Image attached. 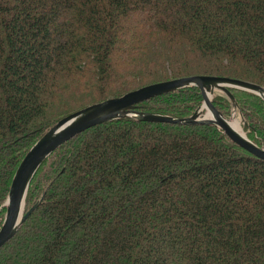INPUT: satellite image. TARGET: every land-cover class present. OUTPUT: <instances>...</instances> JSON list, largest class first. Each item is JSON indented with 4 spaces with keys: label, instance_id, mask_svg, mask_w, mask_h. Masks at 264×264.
Instances as JSON below:
<instances>
[{
    "label": "trees",
    "instance_id": "1",
    "mask_svg": "<svg viewBox=\"0 0 264 264\" xmlns=\"http://www.w3.org/2000/svg\"><path fill=\"white\" fill-rule=\"evenodd\" d=\"M194 74L264 86V0H0V227L18 165L59 119ZM231 90L264 147V99ZM202 102L191 85L139 109ZM213 102L231 115L224 92ZM39 199L0 264H264V160L211 123L93 125L41 163L25 211Z\"/></svg>",
    "mask_w": 264,
    "mask_h": 264
},
{
    "label": "water",
    "instance_id": "2",
    "mask_svg": "<svg viewBox=\"0 0 264 264\" xmlns=\"http://www.w3.org/2000/svg\"><path fill=\"white\" fill-rule=\"evenodd\" d=\"M191 85L199 88L203 102L190 117H175L139 109V103L142 101ZM231 88L251 91L264 99V86L258 83L229 76L194 74L149 83L122 95L92 103L59 119L31 146L14 173L4 204L6 213L0 227V248L17 232L40 203L39 199L25 211L28 187L41 163L64 142L98 123L126 116H136L148 121L211 123L222 129L236 143L264 160V147L251 140L243 129L236 128L234 122L213 102L214 93L219 90L230 98L234 109H237L238 103Z\"/></svg>",
    "mask_w": 264,
    "mask_h": 264
},
{
    "label": "rangeland",
    "instance_id": "3",
    "mask_svg": "<svg viewBox=\"0 0 264 264\" xmlns=\"http://www.w3.org/2000/svg\"><path fill=\"white\" fill-rule=\"evenodd\" d=\"M235 110H236V109H233L231 115H229V116H227V117H228L230 120H232V121H234V119L237 120V123L239 124V127H240L241 129L244 130V128H243V126H242V120H241V117L236 115V113H235L236 111H235ZM244 132H245V131H244Z\"/></svg>",
    "mask_w": 264,
    "mask_h": 264
},
{
    "label": "bare ground",
    "instance_id": "4",
    "mask_svg": "<svg viewBox=\"0 0 264 264\" xmlns=\"http://www.w3.org/2000/svg\"><path fill=\"white\" fill-rule=\"evenodd\" d=\"M232 122H234V126H235L236 128H240V127H239V124L237 123V120L234 119V121H232Z\"/></svg>",
    "mask_w": 264,
    "mask_h": 264
}]
</instances>
